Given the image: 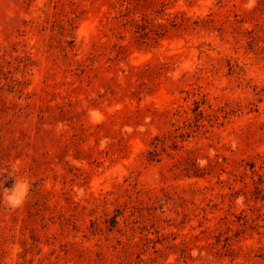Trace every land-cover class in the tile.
<instances>
[{
  "label": "rangeland",
  "instance_id": "374dc122",
  "mask_svg": "<svg viewBox=\"0 0 264 264\" xmlns=\"http://www.w3.org/2000/svg\"><path fill=\"white\" fill-rule=\"evenodd\" d=\"M248 2L0 0V264H264Z\"/></svg>",
  "mask_w": 264,
  "mask_h": 264
},
{
  "label": "clouds",
  "instance_id": "9594fccd",
  "mask_svg": "<svg viewBox=\"0 0 264 264\" xmlns=\"http://www.w3.org/2000/svg\"><path fill=\"white\" fill-rule=\"evenodd\" d=\"M256 0H249L246 7L251 9L255 6ZM15 171V169H13ZM15 183L11 188L4 187V183L0 184L3 191L0 192V203H3L5 207L16 210L24 205L30 192L29 181L23 177H16Z\"/></svg>",
  "mask_w": 264,
  "mask_h": 264
},
{
  "label": "trees",
  "instance_id": "16d2710c",
  "mask_svg": "<svg viewBox=\"0 0 264 264\" xmlns=\"http://www.w3.org/2000/svg\"><path fill=\"white\" fill-rule=\"evenodd\" d=\"M178 15V14H177ZM176 24V23H175ZM159 25H163V26H165V24H159ZM143 26H145V27H143V30H144V32H146V33H149L150 31H152L149 27H148V25H145L144 23H143ZM160 32V31H159ZM197 102V105H196V108L194 109L196 112H197V115L198 116H200V117H202L203 115H204V111H203V109L201 108V104L199 103V101H196ZM157 138H158V135L156 136ZM156 147H157V145H156ZM148 154H149V156H148V159L149 160H151V161H155V160H159L160 159V157H159V154H160V152H159V148H155V149H148ZM193 164H194V167H195V170H194V174L195 175H198V176H201L202 175V173H201V171H200V167H199V165L197 164V163H195V162H193Z\"/></svg>",
  "mask_w": 264,
  "mask_h": 264
}]
</instances>
